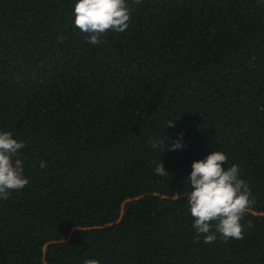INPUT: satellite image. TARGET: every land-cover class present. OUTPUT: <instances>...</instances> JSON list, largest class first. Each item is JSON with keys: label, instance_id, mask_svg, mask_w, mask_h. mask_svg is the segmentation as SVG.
<instances>
[{"label": "trees", "instance_id": "obj_1", "mask_svg": "<svg viewBox=\"0 0 264 264\" xmlns=\"http://www.w3.org/2000/svg\"><path fill=\"white\" fill-rule=\"evenodd\" d=\"M76 3L0 0V131L29 179L0 199V264H264V0H126L98 45ZM217 150L255 202L243 239L197 243L187 179Z\"/></svg>", "mask_w": 264, "mask_h": 264}, {"label": "clouds", "instance_id": "obj_2", "mask_svg": "<svg viewBox=\"0 0 264 264\" xmlns=\"http://www.w3.org/2000/svg\"><path fill=\"white\" fill-rule=\"evenodd\" d=\"M139 3L140 0H135ZM131 12L126 0H77L74 7V25L87 34L89 42L100 44L101 38L110 30L122 33L131 24ZM171 124V121L168 122ZM174 126V125H173ZM165 141L152 144L156 148ZM25 147L23 141L14 138L10 131H0V199H8L13 191H20L29 184L25 176L19 152ZM183 147L180 141L172 149ZM168 148V147H167ZM227 164L228 167H224ZM41 168L47 166L41 161ZM159 175L169 174L164 163L155 169ZM237 164L229 165L228 156L220 150L212 151L205 159L192 163L187 179L190 191L186 193L187 204L194 218L192 227L196 231L195 241L214 243L218 236L225 242L243 239V217L255 202L248 183L240 178ZM248 227H252L249 222ZM84 264H99L97 260H86Z\"/></svg>", "mask_w": 264, "mask_h": 264}]
</instances>
